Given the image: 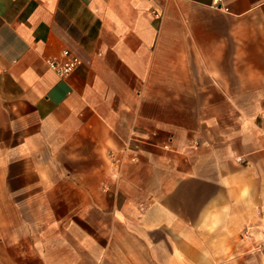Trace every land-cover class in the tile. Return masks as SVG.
<instances>
[{
  "label": "crops",
  "instance_id": "crops-1",
  "mask_svg": "<svg viewBox=\"0 0 264 264\" xmlns=\"http://www.w3.org/2000/svg\"><path fill=\"white\" fill-rule=\"evenodd\" d=\"M0 264H264V0H0Z\"/></svg>",
  "mask_w": 264,
  "mask_h": 264
},
{
  "label": "built area",
  "instance_id": "built-area-1",
  "mask_svg": "<svg viewBox=\"0 0 264 264\" xmlns=\"http://www.w3.org/2000/svg\"><path fill=\"white\" fill-rule=\"evenodd\" d=\"M62 59H50L48 65L51 69L55 70L61 76L71 74L78 66L83 63V60L72 54L69 50H64Z\"/></svg>",
  "mask_w": 264,
  "mask_h": 264
}]
</instances>
